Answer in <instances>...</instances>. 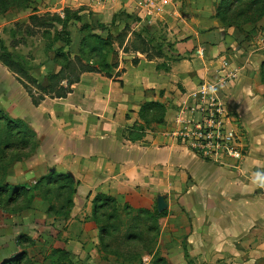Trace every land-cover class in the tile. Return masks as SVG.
Returning <instances> with one entry per match:
<instances>
[{
	"label": "crops",
	"instance_id": "crops-1",
	"mask_svg": "<svg viewBox=\"0 0 264 264\" xmlns=\"http://www.w3.org/2000/svg\"><path fill=\"white\" fill-rule=\"evenodd\" d=\"M217 1L167 0L153 15L140 17L153 33L165 25L167 40L191 54L179 56L164 72L144 54L119 49L112 77L81 73L73 91L58 98L69 102L57 114L63 133L87 140L91 173L113 182L99 192H113L115 184L116 194L135 208L186 213V223L179 224L186 227L187 255L182 248L180 263L174 264H264V187L256 176L264 174V91L259 72L247 75L249 51L243 63L236 54L226 62L230 37L214 16ZM90 11L95 16L113 12ZM225 72L234 78L224 80ZM203 83L215 85L236 114L234 125L244 144L239 160L200 158L172 135L176 112ZM77 90L80 100L73 102ZM146 102L162 108L143 118L139 110Z\"/></svg>",
	"mask_w": 264,
	"mask_h": 264
},
{
	"label": "rangeland",
	"instance_id": "rangeland-1",
	"mask_svg": "<svg viewBox=\"0 0 264 264\" xmlns=\"http://www.w3.org/2000/svg\"><path fill=\"white\" fill-rule=\"evenodd\" d=\"M219 1L213 3L214 16ZM228 1L229 10L221 8V14L217 17L220 28L230 37V57L227 56L226 62H232L236 54L238 56L235 58L241 57L240 63H243L249 51L247 75L249 72H259L258 84L263 86L264 91V56L259 55L264 49L258 44V33L264 22V0ZM62 7L80 9V21L72 20L65 30L59 23L43 28L29 22L28 17L32 14L44 16L45 13H56L63 17L60 11ZM111 11L96 17L86 7H79L71 0H29L26 7L15 5L0 11V40L7 50L23 59L30 75L46 86V76L58 72L63 62L60 58H54L53 46L65 47L70 55L77 54L80 41L87 33L81 29L82 25L92 26L93 32L102 37L107 32L112 34L115 52L113 50L108 54L111 62L117 61L121 50L114 37L125 25L124 44L132 38L130 30L147 28L135 12H127L116 6ZM102 26L105 27L102 29ZM61 29L62 39L57 41L55 31ZM65 32L69 35L67 45H64L67 38ZM153 34L142 33L146 39L153 36L154 42L163 45L162 57L153 59L157 64L165 65L160 68L161 71H167L179 56L184 58L193 51L186 48L180 52L175 48L177 42L167 40L165 25L160 24L159 31ZM235 46L239 48L235 50ZM240 49L244 53L239 55L237 52ZM92 56V59L99 60V56ZM60 85L64 88L63 92L70 88L65 97L73 91L65 80H61ZM57 91L63 93L61 90L46 94L41 92L32 82L18 76L0 61V112L13 121H23L27 131L24 142L21 135L9 132L0 120V187H25L27 192L25 196L19 195L15 201L9 199L8 194L0 199V264H54L55 249L66 250L75 264L180 263L182 248L187 255L182 238L186 227L179 224L186 223V213L182 209L157 210L159 215L156 217L152 215L153 211L147 215L136 213L138 208L132 206L130 199L125 200L123 195L116 194L115 184L113 192H99L113 182L95 176L98 172L91 173V166L87 163V140L78 139L79 136L70 138L69 133H63L57 110L64 105L67 107L69 98L58 99ZM77 92L71 97L73 102L80 100ZM235 116L234 111H229L233 123L236 122ZM52 172L70 175L74 183L71 187L47 185L44 182L38 184L41 177ZM98 193L114 197L118 219L110 220L108 214L112 212L108 208L94 210L93 199ZM70 196L71 205L66 203ZM103 223L111 225L107 236H101L99 230ZM130 232L135 233L134 238L126 237ZM161 258L163 262L158 261Z\"/></svg>",
	"mask_w": 264,
	"mask_h": 264
},
{
	"label": "trees",
	"instance_id": "trees-1",
	"mask_svg": "<svg viewBox=\"0 0 264 264\" xmlns=\"http://www.w3.org/2000/svg\"><path fill=\"white\" fill-rule=\"evenodd\" d=\"M29 0H0V11H4L8 8L14 7L15 5H18V7H26ZM230 2L228 0H220L217 4L216 13L215 16L219 17L221 14L220 9L224 8L225 11L229 10ZM80 9L72 10L69 8L63 9V17H61L59 14H50L45 13L44 16H37L35 14L30 15L29 22H31L33 25L38 27L46 28L47 26H51V24L59 23L61 24V28H66L67 25L70 24L72 20L74 21H80L81 16L79 13ZM128 16H132L129 15ZM134 17V15H133ZM223 19V18H221ZM224 20V19H223ZM105 26H102V29ZM126 25L123 27V29L115 35L114 39L118 41V47L121 48L124 52L127 51H135L140 52L146 56L147 59L152 60L154 58H161L162 57V44L159 42H154L155 37L150 36L149 39H146L143 37L142 33L146 32L149 35H154L153 32H150L148 28L143 27L141 31H135L134 29L130 30V35L132 38L130 41H127L126 44H124V39L126 37ZM81 29L84 31H87L86 36H83L78 53L74 55H70V53L64 49V47H57L54 50L55 59L60 58L63 60L61 64V68L58 72H51L48 74L47 81L48 84L44 86L38 80H36L32 75L29 73V67L26 66L23 62V59L16 55L15 53L7 50L5 44L0 40V61L7 67L11 68L15 71V73L25 78L26 80L32 82L38 90H40L43 93H48L49 91H56L61 90V92L64 91V88L60 85L61 80H65L67 82V85L71 87L72 84L79 81L80 74L83 72H101L106 77H112V69L116 66V62H108L107 57L108 54L113 52L115 49L114 44L112 42V34L107 32V35L105 37H102L100 34H97L94 31V28L92 26L88 25H82ZM61 30L55 31V40L58 41V39H62V32ZM66 33V32H65ZM67 38L65 39V44L67 45L69 42L68 33H66ZM64 40V39H63ZM129 42V43H128ZM87 52V53H86ZM115 52V50H114ZM95 54V56H99V60L92 59ZM165 65L157 64V69H160ZM21 80V79H20ZM59 84L58 88L57 85ZM70 89V88H69ZM68 89V90H69ZM68 90L66 92H68ZM66 92L58 93L56 92V97L61 98L65 97ZM41 99L43 97H40ZM37 104L38 102L35 101ZM162 106L159 103L156 102H146L144 103L140 110L139 115L141 117H146V115L150 112V110L155 109L156 111L161 110ZM0 120L3 121L6 129L9 132L17 133L18 136L21 135V138L24 142H26V128L25 123L21 120H11L0 112ZM44 182L47 185H58V187H71L74 183L73 178L70 175L63 174V173H49L43 177L40 178L38 181V184ZM47 192H50L49 190ZM5 194H8V198L12 200H16V198L19 195H26V188L25 187H8V186H1L0 187V199L2 200V196ZM66 203L71 205L72 199L71 196L66 199ZM115 203L117 205L116 200L114 197L105 195L104 193H98L93 199V205L94 210L99 209H109L112 213L108 214V217L110 220H113L114 218L118 219L119 215L117 212V209L115 211ZM113 208V209H112ZM136 213H145L146 215L150 213V211H153V216H158L159 213L156 212L157 209L149 210L145 208H138L135 210ZM115 212V214H114ZM103 216V215H100ZM134 218V216H133ZM150 218V217H149ZM110 226L107 223H103L100 225V233L101 236L105 235L107 236L110 232ZM127 238H134L135 233H127ZM19 241V239H17ZM54 253L56 254V260L54 264H75L68 255V252L64 249H55ZM159 262H163V259H158ZM13 264V262H11ZM165 264V263H164Z\"/></svg>",
	"mask_w": 264,
	"mask_h": 264
},
{
	"label": "built area",
	"instance_id": "built-area-1",
	"mask_svg": "<svg viewBox=\"0 0 264 264\" xmlns=\"http://www.w3.org/2000/svg\"><path fill=\"white\" fill-rule=\"evenodd\" d=\"M65 1V0H62ZM79 7L93 10L120 8L143 17L153 15L167 0H71ZM113 7L108 9V7ZM66 8V7H65ZM63 9H60L63 16ZM258 44L264 48V24L258 33ZM234 78L225 72L224 80ZM173 137L197 156L222 162L226 158L239 160L244 156V144L229 110L217 95L215 85L203 83L184 101L177 111Z\"/></svg>",
	"mask_w": 264,
	"mask_h": 264
},
{
	"label": "clouds",
	"instance_id": "clouds-1",
	"mask_svg": "<svg viewBox=\"0 0 264 264\" xmlns=\"http://www.w3.org/2000/svg\"><path fill=\"white\" fill-rule=\"evenodd\" d=\"M257 176V179L261 180V187H264V174H261V173H257L256 174Z\"/></svg>",
	"mask_w": 264,
	"mask_h": 264
},
{
	"label": "water",
	"instance_id": "water-1",
	"mask_svg": "<svg viewBox=\"0 0 264 264\" xmlns=\"http://www.w3.org/2000/svg\"><path fill=\"white\" fill-rule=\"evenodd\" d=\"M159 210H161V209H159Z\"/></svg>",
	"mask_w": 264,
	"mask_h": 264
}]
</instances>
